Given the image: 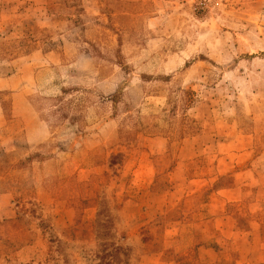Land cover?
<instances>
[{
	"label": "rangeland",
	"instance_id": "obj_1",
	"mask_svg": "<svg viewBox=\"0 0 264 264\" xmlns=\"http://www.w3.org/2000/svg\"><path fill=\"white\" fill-rule=\"evenodd\" d=\"M0 264H264V0H0Z\"/></svg>",
	"mask_w": 264,
	"mask_h": 264
}]
</instances>
